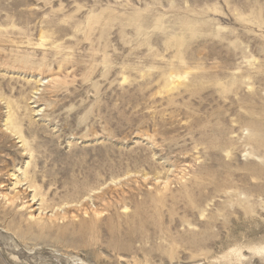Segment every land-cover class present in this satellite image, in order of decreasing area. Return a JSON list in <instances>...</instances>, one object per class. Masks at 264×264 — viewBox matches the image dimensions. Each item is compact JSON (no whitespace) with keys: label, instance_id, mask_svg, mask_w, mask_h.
I'll use <instances>...</instances> for the list:
<instances>
[{"label":"rangeland","instance_id":"rangeland-1","mask_svg":"<svg viewBox=\"0 0 264 264\" xmlns=\"http://www.w3.org/2000/svg\"><path fill=\"white\" fill-rule=\"evenodd\" d=\"M0 264H264V0H0Z\"/></svg>","mask_w":264,"mask_h":264}]
</instances>
